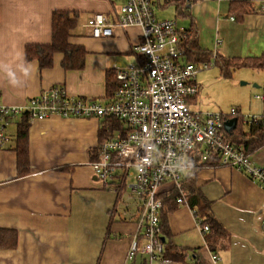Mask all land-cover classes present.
Here are the masks:
<instances>
[{
  "label": "crops",
  "instance_id": "crops-1",
  "mask_svg": "<svg viewBox=\"0 0 264 264\" xmlns=\"http://www.w3.org/2000/svg\"><path fill=\"white\" fill-rule=\"evenodd\" d=\"M185 1L192 2L191 18L180 17L185 22L179 26L187 29L194 23L203 50L233 59L264 52V0H253L242 15L233 13L232 0ZM161 3L153 0L154 13ZM117 5L110 0H0V104L24 106L29 98L57 85L72 97L112 99L118 84L108 88L106 77L115 73L117 64L138 62L134 48L142 42V31L117 28L112 38L94 39L86 23L96 13L113 14ZM58 10L78 16L70 43L87 51L83 69L64 70L62 54L45 70L25 59L28 45L51 42L52 15ZM185 54L188 59L187 49ZM211 63L217 67L214 60ZM260 85L264 86V79ZM262 92L264 96V88ZM258 100L264 104V99ZM237 110L242 114V109ZM253 114L262 117L264 107ZM18 122L19 118L11 119L6 128L9 142L0 150V228L16 231L17 245L0 249V264H128V251L139 232L138 201L128 191L119 199L120 192L104 188L90 166L100 152L103 120L59 115L30 120V172L21 177L14 151ZM251 158L264 169V145ZM191 175H196V186L225 234L211 238L210 231L204 234L196 224L195 211L183 202L185 206L176 205L167 214L166 229L167 241L183 251L184 259L161 256L160 261L215 264L214 253L218 264H264V184L213 160L203 163L197 156L183 181ZM164 238L161 233L163 247ZM210 240L215 247H210ZM145 258L139 254L133 263Z\"/></svg>",
  "mask_w": 264,
  "mask_h": 264
},
{
  "label": "built area",
  "instance_id": "built-area-1",
  "mask_svg": "<svg viewBox=\"0 0 264 264\" xmlns=\"http://www.w3.org/2000/svg\"><path fill=\"white\" fill-rule=\"evenodd\" d=\"M110 1L117 3V8L111 15H92L86 23L89 36L112 38L117 28L138 27L142 31V42L134 48L138 62L114 66L118 84L114 97L107 102L76 98L57 85L29 98L24 106L0 104V150L9 142L6 128L11 119L21 121L24 115L29 121L52 115L121 121L124 129L101 144L98 159L90 166L104 188L119 194L125 186L138 201L139 232L128 251V264H135L139 254L146 256L139 264H167V260L160 261L164 247L160 227L163 202L159 194L173 188L181 190L194 156L201 157L203 163L213 160L233 168L262 184L264 169L253 164L251 153L243 146L224 138V124L237 117L236 109L229 114L192 109L191 102L200 93L197 77L214 63L186 58V28L176 20H159L152 8L153 0ZM258 98L263 100L264 96ZM263 119L252 116L244 118V123L254 125ZM170 184L172 187L161 190ZM194 216L201 231L208 233L209 226L203 225L195 212ZM212 261L218 264L219 256L213 253Z\"/></svg>",
  "mask_w": 264,
  "mask_h": 264
},
{
  "label": "trees",
  "instance_id": "trees-1",
  "mask_svg": "<svg viewBox=\"0 0 264 264\" xmlns=\"http://www.w3.org/2000/svg\"><path fill=\"white\" fill-rule=\"evenodd\" d=\"M253 0H232L231 10L236 15H242L247 9V5ZM192 2L185 0H166L165 7L175 6L178 17L191 18L189 5ZM163 7V6H162ZM78 16L76 13L69 11L58 10L52 15V33L51 42L48 44H33L28 45L25 49V59L27 62H37L40 70L52 68L54 66V58L57 54H62L63 59L61 66L66 71H75L83 69L87 51L81 45L70 43V38L73 37V30L77 25ZM188 34V59L192 62L204 61L211 63L215 61V65L221 72V75L229 78L233 71L237 69L247 68L261 70L264 72V52L260 56L248 58H224L219 55H214L212 52L203 50L199 45L198 32L195 29L194 23L190 24L186 29ZM108 88H114L117 85L115 73H108L107 77ZM237 110V109H236ZM238 124L232 132L224 130V138L226 141L243 148L250 153H253L258 148L264 145V119L257 124L249 125L244 123L243 115L238 113ZM264 117V115L262 116ZM100 144L106 140L116 137L114 133L124 129V124L115 118H105L101 124ZM30 123L27 116H23L22 120L17 124L16 147L14 151L17 155L18 176H25L30 172V160L28 150V133ZM126 191V187L122 186L119 199ZM183 197V198H182ZM182 198L183 202L190 206L195 211L198 217L203 219V225L209 226L211 236L225 234L220 222L215 218L210 203L200 194L196 186V175H191L185 178L182 182L181 190L171 189L167 192H161L159 199L163 202V209L160 215V227L162 237L166 242L164 244V252L162 258L175 259L181 261L184 259L183 251L180 252L167 241L166 220L167 214L173 210L179 203L178 199ZM118 199V200H119ZM17 245V233L14 230L0 228V249H12ZM210 247L214 246L210 240ZM199 264V263H196Z\"/></svg>",
  "mask_w": 264,
  "mask_h": 264
},
{
  "label": "rangeland",
  "instance_id": "rangeland-1",
  "mask_svg": "<svg viewBox=\"0 0 264 264\" xmlns=\"http://www.w3.org/2000/svg\"><path fill=\"white\" fill-rule=\"evenodd\" d=\"M161 5H163L162 8L155 6V14L159 20H177L178 25L182 24L183 20L176 17L175 6L165 7L164 0ZM217 69V67H212L198 75L197 82L201 86V93L196 97V103L192 106L194 111L229 114L232 109L240 108L242 114L238 113L249 119L254 116L253 113L263 109L264 104L257 98L263 95L264 86L260 85V81L264 79L263 71L242 68L233 71L232 76L226 78L220 75ZM168 187L172 185H165L161 187V190ZM181 205L185 206V204Z\"/></svg>",
  "mask_w": 264,
  "mask_h": 264
},
{
  "label": "water",
  "instance_id": "water-1",
  "mask_svg": "<svg viewBox=\"0 0 264 264\" xmlns=\"http://www.w3.org/2000/svg\"><path fill=\"white\" fill-rule=\"evenodd\" d=\"M238 124V119L237 118H232L229 121H226L224 126H225V130L227 132H232L234 129H236Z\"/></svg>",
  "mask_w": 264,
  "mask_h": 264
}]
</instances>
